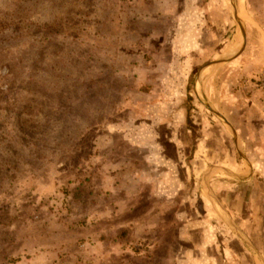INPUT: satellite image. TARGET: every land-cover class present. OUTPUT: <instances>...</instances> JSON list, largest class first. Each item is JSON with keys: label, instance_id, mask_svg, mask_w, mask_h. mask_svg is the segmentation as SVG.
<instances>
[{"label": "rangeland", "instance_id": "rangeland-1", "mask_svg": "<svg viewBox=\"0 0 264 264\" xmlns=\"http://www.w3.org/2000/svg\"><path fill=\"white\" fill-rule=\"evenodd\" d=\"M0 264H264V0H0Z\"/></svg>", "mask_w": 264, "mask_h": 264}, {"label": "bare ground", "instance_id": "bare-ground-1", "mask_svg": "<svg viewBox=\"0 0 264 264\" xmlns=\"http://www.w3.org/2000/svg\"><path fill=\"white\" fill-rule=\"evenodd\" d=\"M234 1H235V6H236V0H234ZM238 24H239V26H240V28H241L242 36H243V40H244V42H245V40H246V30H245V28H244V26L242 25L241 22H238Z\"/></svg>", "mask_w": 264, "mask_h": 264}, {"label": "water", "instance_id": "water-1", "mask_svg": "<svg viewBox=\"0 0 264 264\" xmlns=\"http://www.w3.org/2000/svg\"><path fill=\"white\" fill-rule=\"evenodd\" d=\"M237 15H238V12H237ZM233 223V222H232ZM233 226H234V230L236 231V232H238L239 233V235L240 236H242L241 235V233L238 231V229L236 228V226H235V224L233 223ZM243 237V236H242ZM244 239H246L245 237H243ZM247 240V239H246ZM250 244V246L254 249V250H256L255 248H254V246L251 244V243H249ZM257 252V251H256ZM258 254V253H257Z\"/></svg>", "mask_w": 264, "mask_h": 264}, {"label": "crops", "instance_id": "crops-1", "mask_svg": "<svg viewBox=\"0 0 264 264\" xmlns=\"http://www.w3.org/2000/svg\"><path fill=\"white\" fill-rule=\"evenodd\" d=\"M238 6V0H236V7ZM245 13V12H244ZM241 14H243L241 11H240V16H241ZM236 15H237V12H236ZM245 15V14H244ZM244 19H245V17H244ZM235 50V46L233 45L232 46V48H231V50L229 51V52H232V51H234ZM226 172L229 174V172L226 170Z\"/></svg>", "mask_w": 264, "mask_h": 264}]
</instances>
